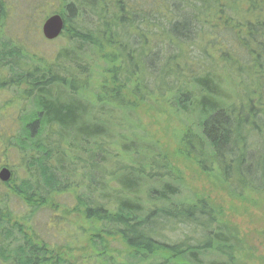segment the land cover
<instances>
[{
  "label": "trees",
  "instance_id": "obj_1",
  "mask_svg": "<svg viewBox=\"0 0 264 264\" xmlns=\"http://www.w3.org/2000/svg\"><path fill=\"white\" fill-rule=\"evenodd\" d=\"M61 1L67 46L53 60L29 56L0 29V90L13 88L16 107L24 106L18 131L0 137L31 158V182L11 191L32 211L70 192L69 211L86 228L95 264H237L213 205L187 194L173 155L137 131L134 115L167 97L171 113L187 122L178 136L185 159L231 188L264 193L227 171L236 153L239 166L252 170L260 150L249 162V138L264 141V0H147L145 9L138 0ZM205 39L223 65L256 84L247 96H259L260 105L248 114L232 102L220 72L192 57ZM259 165L264 173V157ZM5 209L0 204L4 264H69ZM178 227L193 234L173 240ZM111 239L119 254L109 251Z\"/></svg>",
  "mask_w": 264,
  "mask_h": 264
},
{
  "label": "rangeland",
  "instance_id": "obj_2",
  "mask_svg": "<svg viewBox=\"0 0 264 264\" xmlns=\"http://www.w3.org/2000/svg\"><path fill=\"white\" fill-rule=\"evenodd\" d=\"M138 1L142 9L151 5L147 0ZM63 8H65V3L61 0H0V29L3 30V37L13 40L14 44L27 52L29 56L37 54L53 60L58 50L67 46V39H60V37L55 41L46 40L42 29L46 19ZM224 35L230 39L227 42H230V36L227 33ZM204 41L193 48L195 52L192 57L200 61L202 67L213 72H220L222 80L226 79L230 83L228 87L230 99L234 104L244 107V114L249 113L250 106L257 108L260 104L256 98L259 96H250L253 99L252 102L247 96L248 90L253 92L256 84L251 82L249 77H242L243 83L238 78L241 72H235L230 70L226 64L223 65L214 45L212 46L208 39ZM225 51L232 53V49L229 48ZM154 94H157L156 90ZM18 99L17 92L13 88L0 90V136L6 137L12 127L11 135L20 128L18 118L24 106L23 103H19L20 106L17 104L16 107L15 103L19 102ZM158 99V103L141 106L134 115V119L138 122L137 131L147 136L146 139L148 138L150 143H157L164 152L173 155L172 161L181 173L188 195L203 197L210 201L215 209L218 224L232 237V248L228 251L236 259L237 264H264V193L249 189L240 191L233 186L231 188L230 183L223 182L213 172H204L198 165L199 163L195 164L194 161L185 159L179 151L181 148L178 136L187 122L184 117H179L174 112L171 113L169 104L165 102L167 97L160 96ZM10 103L13 107L9 106ZM256 112H258L257 109ZM253 138H249L247 146V150L253 152L252 158H248L249 162L257 157L258 148L260 153L257 160L252 162V170L239 166L240 153H236L233 155L236 159L235 165H231L230 162L228 165L230 168L227 171L234 182L241 185L249 180L264 191V173L263 170L257 169V165L263 167L259 165V162L264 157V141L261 137L259 144L256 145ZM240 145L236 141L230 148L233 147L236 150L240 148ZM223 152L227 156L225 159L229 162L233 158L231 152L225 149ZM30 161L31 158H26L21 151L10 147L8 138L6 140L0 137V172L3 168L12 172V178L8 184L0 181V204L5 205L6 213L12 214L13 222L23 225L25 231H28L30 227L31 232L39 236L41 241L58 252H62L67 263L95 264L92 247L81 233L86 228L82 229V223L78 220L80 217L69 211L76 203L75 197L70 192H65L63 195L56 194L51 200L54 206H45L40 210L32 211L11 191L9 186L20 187L27 181L31 182L28 177L31 171L28 169ZM27 220L29 224L26 223ZM192 234L189 229L179 227L170 232L173 240H178L179 237L189 238ZM109 243L111 244L108 246L109 251L119 254L120 245L112 239ZM0 264H4L2 260Z\"/></svg>",
  "mask_w": 264,
  "mask_h": 264
},
{
  "label": "water",
  "instance_id": "obj_3",
  "mask_svg": "<svg viewBox=\"0 0 264 264\" xmlns=\"http://www.w3.org/2000/svg\"><path fill=\"white\" fill-rule=\"evenodd\" d=\"M66 28V23L64 18L57 13V15H52L46 19L43 25L42 34L46 40L55 41L58 40L64 33ZM12 178L11 170L3 168L0 172V181L8 184Z\"/></svg>",
  "mask_w": 264,
  "mask_h": 264
}]
</instances>
